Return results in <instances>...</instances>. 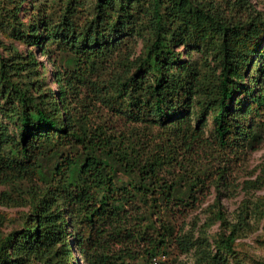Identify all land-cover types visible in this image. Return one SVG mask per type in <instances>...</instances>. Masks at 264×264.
<instances>
[{"label":"trees","instance_id":"trees-1","mask_svg":"<svg viewBox=\"0 0 264 264\" xmlns=\"http://www.w3.org/2000/svg\"><path fill=\"white\" fill-rule=\"evenodd\" d=\"M36 1L0 0V21L30 49L0 58V184L32 186L0 264H145L172 242L188 252L196 243L175 239L176 214L264 129V16L245 0H48L20 21ZM178 47L212 67L200 72ZM214 217L227 234L198 264H227L236 239Z\"/></svg>","mask_w":264,"mask_h":264},{"label":"rangeland","instance_id":"rangeland-1","mask_svg":"<svg viewBox=\"0 0 264 264\" xmlns=\"http://www.w3.org/2000/svg\"><path fill=\"white\" fill-rule=\"evenodd\" d=\"M204 2L205 0H198ZM220 2L221 0H213ZM252 10L264 16V0H245ZM87 4L93 0H83ZM48 0H40L31 4H25L20 8L17 18L25 21L23 8H28V14L34 7L42 4H49ZM10 7L0 2V14L8 19ZM240 11L231 10L230 18L239 16ZM9 20V19H8ZM11 21V20H10ZM9 22V21H7ZM6 22L0 21V58L18 57L26 55L30 50L17 41L6 27ZM133 46V57L141 53L142 43L140 39H135ZM181 53V60L189 59L194 63L200 72H205L212 67L211 57L195 50L190 51L182 47L176 48ZM16 51L17 53H15ZM37 61L44 63V58L32 49ZM12 59V58H11ZM46 76L49 77V67ZM198 112V109H196ZM200 123L204 135L213 131V125L208 115L203 116ZM230 169L225 174V180L213 184L216 179V170L211 172V183L196 196V201L186 212L176 214L175 239L185 235L196 244L186 253H180L177 243L172 242L165 248L164 252L145 264H198L203 251L210 254L216 253L215 241L218 234L226 232L219 221L215 220V213L220 212L226 224L236 225V239L232 244L231 253H220L227 264H264V219L261 217L264 202V129L257 130L256 138L242 148L241 158H233ZM53 161H43L42 166L50 169ZM225 163L222 159L214 167H223ZM216 169V168H214ZM218 171V170H217ZM126 180L125 177L122 178ZM21 182V181H20ZM30 182H12L0 184V240L7 235L18 231L24 226L29 212L27 206L28 191L31 189ZM25 200V201H24ZM209 246V247H208ZM116 247L115 249H117ZM74 264L83 263L78 255L75 254ZM24 264H36L33 261ZM143 264V262H141Z\"/></svg>","mask_w":264,"mask_h":264},{"label":"built area","instance_id":"built-area-1","mask_svg":"<svg viewBox=\"0 0 264 264\" xmlns=\"http://www.w3.org/2000/svg\"><path fill=\"white\" fill-rule=\"evenodd\" d=\"M154 264H156V262H154Z\"/></svg>","mask_w":264,"mask_h":264}]
</instances>
